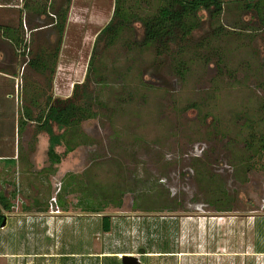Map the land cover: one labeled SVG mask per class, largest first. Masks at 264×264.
I'll return each instance as SVG.
<instances>
[{"label":"rangeland","instance_id":"1","mask_svg":"<svg viewBox=\"0 0 264 264\" xmlns=\"http://www.w3.org/2000/svg\"><path fill=\"white\" fill-rule=\"evenodd\" d=\"M223 1L158 44L177 0H0V264H264V1Z\"/></svg>","mask_w":264,"mask_h":264},{"label":"trees","instance_id":"2","mask_svg":"<svg viewBox=\"0 0 264 264\" xmlns=\"http://www.w3.org/2000/svg\"><path fill=\"white\" fill-rule=\"evenodd\" d=\"M243 1L245 9L253 10L255 3L260 0ZM223 6V0H177V2L161 7L153 15L140 18V21L144 34L147 38H149V40L158 44L174 43L179 39L181 34L184 24L183 19L185 11H191L196 17L202 18L203 13L221 12L223 10ZM119 17V11L115 10L112 19L102 31L105 33L122 25L124 21ZM78 86L79 84L76 85V88ZM74 92L77 93L76 90H74ZM67 102L68 100L54 98L52 95L48 97V104L51 108V112L53 113L52 116L56 118L55 121L59 126H61L62 116L67 107ZM50 152L51 150H49V153ZM0 160H4L7 165L16 163V159L11 156L0 158ZM4 218L5 214L0 208V228ZM110 225V218L105 217L103 219V226L105 230H109Z\"/></svg>","mask_w":264,"mask_h":264},{"label":"water","instance_id":"3","mask_svg":"<svg viewBox=\"0 0 264 264\" xmlns=\"http://www.w3.org/2000/svg\"><path fill=\"white\" fill-rule=\"evenodd\" d=\"M7 223V219L4 218L2 224H1V227H4ZM122 261H123V264H142L141 261L135 257L134 255H131V254H124V256H122Z\"/></svg>","mask_w":264,"mask_h":264},{"label":"bare ground","instance_id":"4","mask_svg":"<svg viewBox=\"0 0 264 264\" xmlns=\"http://www.w3.org/2000/svg\"><path fill=\"white\" fill-rule=\"evenodd\" d=\"M120 256H124V254L123 255H121V254H119Z\"/></svg>","mask_w":264,"mask_h":264},{"label":"crops","instance_id":"5","mask_svg":"<svg viewBox=\"0 0 264 264\" xmlns=\"http://www.w3.org/2000/svg\"><path fill=\"white\" fill-rule=\"evenodd\" d=\"M0 158H4V157H0Z\"/></svg>","mask_w":264,"mask_h":264},{"label":"flooded vegetation","instance_id":"6","mask_svg":"<svg viewBox=\"0 0 264 264\" xmlns=\"http://www.w3.org/2000/svg\"><path fill=\"white\" fill-rule=\"evenodd\" d=\"M6 218V217H5Z\"/></svg>","mask_w":264,"mask_h":264}]
</instances>
